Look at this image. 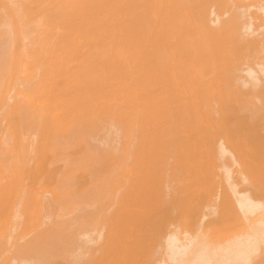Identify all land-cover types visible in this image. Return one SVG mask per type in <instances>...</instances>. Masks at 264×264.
I'll use <instances>...</instances> for the list:
<instances>
[{"label": "bare ground", "instance_id": "bare-ground-1", "mask_svg": "<svg viewBox=\"0 0 264 264\" xmlns=\"http://www.w3.org/2000/svg\"><path fill=\"white\" fill-rule=\"evenodd\" d=\"M15 1L16 0H14L13 3ZM43 1L44 0H24V1H21L20 3L18 2L19 5L21 4V7L23 6V8H20L19 11L23 13L22 9H24L25 6L26 7L30 6L32 9H34V11L36 10L38 13L42 11V15L41 13L39 15L42 16L43 18V15L45 14L44 13L45 10L43 12V8H42L44 6L42 5L44 3ZM46 2H48V4ZM60 2H61L60 0H46L45 1L44 4H45V7L47 8L46 12H48V14L44 15V18H43L45 19L44 25L40 23V22H43V20L41 21V19H39L41 17H37V19L35 17L34 19L31 18L32 20H37V21L39 19L40 22L36 21V23H40L39 26L42 25L41 27H44V28H45V25L47 26V24H52L53 26L57 25V28H58V25H61L63 26V29L66 27L65 30H61L62 28L61 26H59V29H57L58 30L57 32H59V30L61 32L60 34L57 33L54 36L55 39H53V41L56 40V44H54L53 46L56 45L57 47L52 46L53 49L52 48L50 49H52L53 52L55 51V53L53 54L52 51H51L52 53H50L49 51L48 53L53 54V55L49 54L51 56L49 57L50 59L49 58H48L49 60L45 59L44 57L46 56H44L43 58L45 60L44 59L41 60L42 62L43 60L44 61L47 60V62L49 61L51 63V66L48 65L46 66V68L47 69L50 67L51 69L53 68L52 69L53 72L51 75L55 73V74H58V76L56 75L57 76L56 79H55L56 77L55 74L54 76H48L49 73H51L50 70L46 71V72L50 71L49 73L42 72V74L40 75L42 77H45V78L47 77V78L46 80L43 78L41 81L39 82L37 81L38 85L40 82L42 84L40 87L41 89L39 88L40 85L37 86L36 84V86L39 88V90L35 88L36 90H38L36 95H38L39 93L42 94L41 90L44 88L43 91L45 92L50 91L49 92L50 96L49 95H45V96H49L50 98L52 97L53 99L55 94L53 95L52 92L54 91V93H57L56 90L57 89L59 90L58 92L60 93H57L56 97L57 98L59 97L61 99V102H60V99L58 100V102L60 103L59 104L60 109L62 106L63 107L61 109L62 110L61 114H60V111H61L60 109L57 110V111L60 110L59 113L55 112L57 113L56 115L59 114V116L57 117L58 120H54V121L56 123L57 121L59 122L60 118L64 119L63 127H65L66 130H69L68 132H70V130L72 129V126H73V129H75L76 126L74 127V124L76 123L75 125H78L77 122H79V127L82 128L83 127L82 123L89 120L88 119L89 117L97 113L101 114L99 118L97 117L98 118L97 122L99 119L100 121H102L101 117L103 115L105 116V113L108 110H110V107L113 108V106L116 104L117 109H118V107H120L119 105L124 103L120 100H117V98L119 99L120 96H123V92L124 94L126 92V95L127 94L131 95L132 100L130 99L131 96H129L131 103L128 101V97L126 99V96L124 95V99L128 101V104L126 103L124 104L129 105L130 103L132 107V104H133L132 101L134 100V104L136 105L133 104V107L136 108L137 106V108L139 109L140 108L144 109L145 107V110L143 111L140 109L139 111H136L137 108L136 109L134 108V110L133 111L131 110L132 111L131 112V111H127L126 109L125 111L126 113H125L124 111H122L121 108H119L120 115H117L118 112L116 110L115 116L124 115L123 116L124 119L125 120L127 119V121L125 120L124 121L126 122V124H128L129 119H132L131 122L134 120L133 118H131L132 116L130 115L136 112L135 115H133V117L135 116V120L137 121V123H135L136 121H133L134 123L132 124L133 125L137 124V126L136 125L135 126L137 127L136 133L138 135L136 136L134 134L136 138L133 137L137 140L135 143L134 142L130 143L133 139L131 138V135H130L131 140L129 142L130 144H133V143L136 145L138 144L137 147H135L136 145H134L133 147L134 149L132 148L133 150H136V153H135L136 156L132 154V156L135 157L134 158L135 161L133 160L134 162V163L132 162L133 164L130 162L129 163L130 166H129L126 160L130 161V159H127L124 157L126 159L125 163L123 164L125 167L124 177L119 176L117 174L119 177L121 178L123 177L121 179L122 183L121 181L120 182L118 181L119 183L123 185V193L121 196L122 201L119 203L120 205L119 204L118 206L116 205L118 207V210H117L118 213L114 209L115 213L117 214H115L114 212H113V215L112 213H109L113 210L112 208L113 206L110 207L111 205H109L110 204L109 202H108L109 207L106 205L108 209L110 208L111 210L112 208V210L111 211L108 210L107 214L103 216L105 217L104 219H106V216H109L111 218L112 216H115L116 221L113 219L110 220L111 218H107L109 219L108 222L106 221L107 219L106 220L102 219V221L103 220L105 221L103 224L100 223V225H102V228H104L106 226L105 224H107V230L102 232V233L107 232V234L104 236L105 238L104 241H103V238L101 237V233L98 235L97 240L96 239L92 240L93 233L95 235L94 237H96L95 231L88 233L87 229H86L87 231L81 230V227H80L81 222L79 223L78 221L79 217L77 219H75L74 217V219L79 224H77V226L75 224L77 228L74 229V226H73L72 227L73 230H71L72 228L68 229V227L70 228L73 225V223L76 221L73 220L74 222L70 223L72 224L70 225L68 223V220L72 218L68 219V217L66 216L67 217L66 219H68L67 222L66 223L62 222L63 219L61 220V222L66 225L69 224L66 226L67 228L64 227L63 224H59L60 220L58 219H57L58 224L57 223L49 224L50 222H52L50 220L52 218H49L50 222L49 220L48 221L46 220L47 222L43 224L44 226H46V228L42 231L41 229L44 228V226L41 227L40 224H39L40 226L38 224H36L35 226V223H34L37 221V219L40 222L39 218L41 219L42 216L40 217L39 215V218H38V215H36L37 216L35 219L36 221L33 222L34 224L33 223L31 224H33L32 228L34 226L33 232L35 231L36 233L37 231L38 233L35 234L31 232L32 231V228H31L30 232L33 233V235L30 233V238L26 237L27 235L26 233H24L26 231V228L25 229L23 228L24 229L23 232L19 234L20 231H18L19 233L15 232L16 231L15 224L17 223L12 224L13 226L11 225L13 231H12V235L10 233L11 231L8 233L9 237L12 236L13 238H15V235H17L16 233H18L19 236L16 237V240H18L20 244L18 243L19 244L18 245L17 242H15V244L18 245L17 246L18 249L16 250L17 252L14 255L12 254L14 250L13 252H11L14 247L12 246L11 248L10 247L11 245L8 246L11 248V250L10 249L9 250L11 252L10 254L13 256L11 257L8 256L5 260V264H43L42 261L44 262V260L50 264L53 262L52 260L55 261V258L58 259L59 256L62 258L61 255L63 254H64V258H66L67 255L65 254L68 251L70 253V250L72 251L74 250L73 252L76 253V255L74 253L76 257H77V253L78 254L81 253V254L78 256L79 258L75 257L76 259L74 260V262H72V259L74 258V256H71L69 253H67L72 258H69V260L68 258H66L67 261L65 264H71V262L72 264H78L80 261L81 262L79 264H264V252H263L264 250V0H65L66 3L62 1V3L65 5L64 7H61L62 3L60 4ZM2 3H5V2H2L0 0V6L2 5ZM8 3L9 5L6 4L7 6L5 4L3 5L4 10L12 9L13 7L12 0H11V3H10V0ZM59 4H60V7H58ZM19 5H17L16 3L14 7L17 6L19 8L20 7ZM47 5H50L51 7ZM16 9L17 8H13V12L11 10L12 13L15 12L14 15H16V12L18 10ZM0 10H3V9H0ZM6 10L4 11L3 15H6L9 12L7 11L6 13ZM30 10L28 11L33 12V10L31 11ZM11 12L7 14L8 17L10 16ZM17 14L18 16L16 15L15 17H12V16L11 17L17 18V19H22L23 17H25L24 14H21V13H17ZM7 15L5 17H7ZM30 15L32 14L30 13ZM75 15L78 16L77 17L78 19L75 17ZM11 17H9V20L6 19V21L3 20V18H0V27L5 29V30L2 29L1 31L6 32V33L5 32L0 33L2 34V36L4 33L6 35V37L4 36L2 37V39H0V53L1 54L3 53V51L5 52L4 50L5 45H3V43L5 42V44H7L6 41L8 39L6 40V38L9 35L8 34L9 31L12 29L11 27L9 29V26L16 25V24L13 25L12 21L8 22L10 21V19H12ZM26 18H23L25 19L26 22L25 21L22 22L21 25L24 26V24L26 23L34 22L32 20L28 21V18L30 17H28L27 19ZM100 18H103V19L105 18V20L103 19L100 20ZM16 20L13 22H16ZM47 20H48V23L46 22ZM20 21L21 20H17L18 23H20ZM99 21H100V24H99ZM94 23H95V26H94ZM98 24L100 25V27L98 26ZM101 24H104V26L102 25V27L104 28L101 27ZM23 26H22V29L26 28V26L25 27ZM50 26H47V27L50 28ZM41 27L39 28L45 31V29ZM100 28H102V30ZM55 29H52V30H55ZM88 29L89 31L90 30L91 31L90 32L87 31ZM105 29L107 30V32L105 31ZM46 30H49V29H46ZM85 30L87 34H85L84 32ZM97 30L103 31L104 33L97 31ZM92 31L97 37H94L95 35L91 33ZM108 31L110 33L112 32L110 34L111 37H109ZM17 32H18V29H17ZM39 32L37 31V33ZM12 33L13 32L11 31L10 35H12ZM27 33L28 32H26V35ZM81 33L84 34L87 38L84 39L83 37L85 36L82 37ZM90 33H91L90 36L94 37L95 39L91 38L88 35ZM101 33H103L104 35L105 34L108 35L107 39L109 40L111 39L110 40L111 42L110 41L108 42L110 43V47L114 42L116 44L115 49L117 50L115 52V50L112 47L106 48L107 46H109L107 45L105 47L106 49L103 48L105 49L104 53L99 52V54H96L92 50V52H94L95 55H93V53L90 51L91 52V56H90V53H88L89 52L88 50H91L92 45H91V48H87V43L89 42L91 44L93 40L94 41L97 40V38L103 35ZM113 33H115L116 36H114ZM42 34L40 38L43 37ZM18 35H20V33H18ZM35 36L36 34L34 35V39L36 38ZM49 36L51 37V35H48V38ZM88 37L90 38L88 39ZM52 38L53 37H51V40ZM13 39H16V38H13ZM46 39H47V36H46ZM82 39H84L85 41ZM86 39L89 41H87ZM21 42L22 40L19 43ZM32 42H34V40ZM89 43H88V47H90ZM15 44L17 43L15 42ZM15 44L13 43V45ZM59 44H62L63 48ZM82 44L84 45L81 46ZM22 45L23 44L20 45L21 47L18 46L19 47L18 49L22 48ZM95 45L96 44H94L93 46ZM84 46L86 47V51H84L85 50ZM58 47L59 48L61 47V50L63 51L59 50ZM100 47H104V45L103 46L99 45V47L97 48H100ZM15 48L17 49V46ZM78 48L79 49L83 48L82 50L84 51V54L82 55L83 57L86 56L88 60L87 59L85 60L83 58L84 61H82V63L80 62L81 63L80 64L79 61L82 60L81 59L82 57H81L80 58L81 60L76 61L79 63V65L75 63V60H74L73 64L74 65L77 64L78 66L76 65L75 66L76 68L74 66L71 67L70 66L72 64L71 59L69 62L68 58L71 55L74 56L73 55L74 53L75 54L77 52L79 53V51H77L79 50ZM10 49H13V48L11 47ZM67 49L69 50L64 51ZM107 49L109 50V52L107 51ZM110 49L114 52L112 53ZM58 50L61 51V53ZM82 50H80L81 52L79 54L83 52ZM12 51H14V49ZM16 51L17 50H15L14 52L16 53ZM19 51L21 50H18L17 52ZM69 51H71L72 53L71 54L65 53ZM73 51H76V52H73ZM7 52H8V49H7ZM14 52L11 53L10 51L11 54H13ZM62 52H64V55L65 54L70 55L69 57L68 55L67 56L65 55L67 57L65 58L67 61L64 60V56L61 55L63 54ZM20 53L22 52H19V54ZM58 53H60V55ZM21 55L18 58V62L20 61L19 59L22 58ZM58 57L59 58L63 57V58L59 60ZM1 58L3 59V55H0V59ZM37 58L41 59V56L40 58L39 56ZM51 58H53L52 61H50ZM56 58H58V60ZM74 58L75 57H73V59ZM14 59L15 58H13L12 60ZM33 59L36 61L35 58H32V60ZM12 60L10 62L14 64ZM56 60L57 62H55ZM23 61L25 62V59ZM15 62L17 63V60ZM24 62L23 63L21 62L22 66ZM19 63L17 64L19 65ZM61 63H63L64 67ZM66 63L68 64V66L66 65ZM0 64H1L0 66V69H1L2 62ZM12 64L10 65L11 67H12ZM17 64L15 65L16 67H14L15 69L17 68ZM53 64L56 66H53ZM4 65L6 66V64ZM43 65L45 66L47 64H45L44 62ZM59 67L61 70L64 71V73L66 72L64 76H63V71L62 73H60L61 70H59ZM3 68L4 67H2V69ZM41 68L40 70H42ZM15 69H12V70H15ZM12 70H10V72ZM55 71H57L58 73H56ZM111 71H114L116 73L114 74V77H112L113 75H111L110 73ZM7 73L8 72L6 71V74ZM43 73L44 75L45 74L47 75L44 76ZM4 74L5 72L3 71V76ZM59 74H61L64 77L63 80L59 79V78H62V76L59 77ZM108 75L109 77L111 75L112 78L110 77V79L107 80L106 78L108 77ZM6 76H9V73ZM5 77L4 79L1 78V80L3 79L4 82H6L5 80H8V78H10V77H6L7 78L6 79ZM52 77H53V80L51 79ZM40 78L37 77V79H40ZM57 79L58 81L61 80V82L62 81L63 82L59 84ZM112 79L113 81L117 79V81H115L114 83ZM118 80L120 83L118 82ZM55 81H57L58 83L57 82L55 83ZM107 81H109V83L111 82L112 84H109ZM7 82L11 83V79L10 81H7ZM106 82L111 86L116 83L121 84V85L116 84V86L113 85L116 87V89H114L115 87L112 86V90H116L117 92V93L116 92L113 93L115 101L111 100L113 99L112 93L111 94L109 93V92H112L111 86L106 84ZM6 83L1 84L2 87H4ZM8 83H7L8 85L7 90L10 88L9 86H11V84H8ZM19 83H22V82H19ZM12 84L14 83L12 82ZM22 86H25V85L23 84ZM108 86L110 87V89L108 88ZM118 86L119 88H117ZM120 86H122L124 89H122V87ZM46 88L47 90H45ZM105 88L106 89L108 88L107 91H105ZM7 90H5V87L3 91L0 90L2 91V93H0L2 95V97L0 95V97L2 98V99L0 98L1 101L2 100L4 101L3 98H4V95L7 93L6 92ZM23 90L25 91V89ZM19 91H22V90H19ZM119 91L121 92L119 93ZM30 92H32L31 89H30ZM30 92L27 91L28 94H30ZM105 92H108V93L106 94ZM21 93L22 92H20V94ZM34 93H35V90L33 94ZM9 94H11V97H12L13 93L10 92ZM17 94L19 93L17 92ZM24 94H26V92ZM61 94L63 97H65L64 98L65 100L63 99L62 96H60ZM117 94H119L120 96ZM36 95H33V96L35 97ZM110 95H111V98H110ZM29 96L30 95H27L26 97H29ZM49 97H47V101H49L50 99ZM143 97H146L148 101L150 100V103L148 104V106L145 105L147 103L146 101L147 99L146 98L142 99ZM38 98L43 99V95H41V97L38 96L36 99L35 98L34 99L38 100ZM55 98L53 100H50L48 104L52 105L54 100L55 101L57 100ZM15 100H13V102ZM17 101H15V103L12 102L15 106L12 105L14 107L11 106L8 109L10 108L16 109L17 106L19 107L20 103L18 101L19 105H16L18 104ZM8 102L9 101L7 100V103ZM111 102L113 103L112 105H110ZM1 103L2 102H0V104ZM42 103L43 102L41 101V105ZM24 104H22L23 109L25 106ZM31 104L29 103L30 106H32ZM39 104L40 102L38 103V105L37 104L36 105L39 107L41 106ZM48 104L46 103L45 107ZM54 104L56 106V102ZM7 105H5L4 107L6 108ZM22 105L20 107H22ZM45 107L43 108V112H41L42 110L41 111L39 110L40 107L39 108L34 107V108H37V110H39L42 114L44 113L43 114L44 116L41 114L43 116V117H40L41 119L47 118V116L45 117L46 115L44 111ZM47 107H49L48 111L53 110L54 112V110H56L54 109L55 108L54 106L51 107L52 109L50 108V106H47ZM30 108L28 107L27 109H30ZM34 108H32L31 110L32 112L34 111L33 110ZM105 108H107V110ZM12 109L10 110L12 111ZM27 109H26V112H27ZM93 109L95 110V112H92ZM123 109L125 110V108ZM130 109H133V108H130ZM4 110H3L4 114L2 113L4 116L7 115V117L9 118L10 116L15 115L16 117V114L13 113L14 110L12 111V114L10 113L11 112L10 110H8V112H6L7 110L6 111ZM17 110L19 111V109H16V111ZM37 110L35 113L36 115H38ZM29 111L27 112V115L29 114ZM104 111L106 112L104 113ZM24 113L22 112V114ZM113 113H115L114 110H113ZM20 114L18 113L17 115H20ZM127 114H130V115H127ZM31 115L32 117L34 116L33 114ZM4 116L2 117V121H3V118L4 120L7 118ZM27 117L28 116H26V118ZM8 118L7 120H10ZM22 118L24 119V117ZM40 118H39V121H40ZM23 119L22 121H24ZM62 119L60 121H62ZM32 120L33 119H31V121ZM118 120H119V117H118ZM14 121L12 123H14ZM39 121H38V124L43 123V121L42 122H39ZM50 121L52 120L50 119ZM104 122H103V125H104ZM114 122H116V120ZM12 123L7 124L8 126L5 125L4 126L5 129L1 127L3 128L1 130L3 134H2V138H0V224H3L4 226L8 223L7 225H9V222H5L7 221L6 219H9V218L19 219L17 218V216L19 215L16 212V209L18 208L17 206H24V203H27V204L30 203V205L33 204V205L42 206V207H43V203L44 204L47 203L46 206H48L50 203L49 206H51L52 204L54 205L56 201L58 203L57 197L60 195H64L65 191L72 195L76 193V195L80 197L79 199L77 198L78 196L75 197L76 195L71 196L68 194L69 195L68 197H70V199L74 197V200L75 198H77L78 199V200L76 199L77 202L78 201L82 202V200L84 201L88 200V195L86 194L87 190H84V189H87L85 187L86 183L84 186L80 188L79 187L76 188L78 185L73 186L75 182L82 175V173L80 174L81 172L80 169L74 172L80 166L82 162L81 160L82 156L80 157L81 159L80 160L77 159V162L74 164L71 161H68V157L72 156L68 153L69 151L67 152L69 156L65 157L64 155L61 154V151H60L61 149L59 147L58 148L60 150L59 149L58 150L60 151V153L59 151H57V148L54 149V147L59 146L58 144L56 145V142H53L54 139L55 138L57 139L58 137H60L59 139H62L61 138L62 134L59 133V131H61L60 123H59V126H57V128L60 127L58 133L61 136L58 135V137H55V135H57L56 134L57 130H54L51 132V134L54 133L53 138L54 137L55 138L50 143L48 141H44L43 139H41L43 140L41 141L42 145L40 144V138H38L37 140H39L38 142L40 145L38 144L37 147L32 145L34 149L30 148V150L33 149L32 151L34 155L31 156V154L33 153L32 151H29L26 154V156L28 157H24L25 155L23 156V154L26 153L25 152L26 148L23 147V149L25 150L20 151V150H15L16 148H14V146H13V149L8 147L10 146L9 142L11 138L13 139V137L18 134L14 132L16 131L14 128H17L18 126L17 127L13 126L14 124ZM47 123H49V120ZM55 123L53 124L50 122L49 124L50 126L51 124H53L51 127L54 128V126L56 127V125L58 124L56 123L55 125ZM66 124H68V126L69 125L71 126L72 124L73 125L71 126V129H70V126L68 129V126H66ZM3 125H4V122H3ZM40 125L41 124L38 125L39 128H40ZM43 125H41V129ZM9 126L12 127V128L10 127V129H14V130H10L8 128ZM22 126H23V123H22ZM31 126H29V129ZM94 127L96 128V126ZM126 127H130V126H126ZM37 128H35V130ZM23 129L24 127L22 128V130ZM44 129H46V127ZM84 129H85V125H84ZM124 129L125 131L128 132L126 128ZM18 130H19V127H18ZM88 130L90 131V129ZM46 131H44V134ZM72 132L73 131L71 130V133ZM82 132L80 131L81 134ZM104 132H103V135H104ZM8 133H10L9 135L11 134L12 135L9 136ZM19 133H20V130H19ZM38 133H39V130H38ZM41 133L43 134V132ZM131 133L129 132L128 134H131ZM27 134H28V131H27ZM48 134H50L49 132H47V136H51ZM39 135L37 134L36 137L43 136V135L42 136H39ZM67 135H69V133L64 135V137ZM84 136L85 135H83V137ZM107 136L105 135V137ZM70 137L72 138V136ZM87 137H88V134L86 135V138ZM102 137H101V140H103ZM86 138L84 139L87 140ZM7 139H8V142H7ZM18 139H21V138L19 137ZM34 139L36 140V138ZM80 139H82V141L84 140L82 137H80ZM126 139L127 138L125 137V141L128 142L129 138L127 140ZM62 140H64V138ZM72 140L73 139H71V141ZM18 141L16 142L18 143ZM11 142L12 144L14 143L13 140H11ZM66 142H68V140ZM79 142L81 143V140H79ZM113 142L115 141H112L110 143H113ZM69 143H68V146H69ZM31 144L32 143H30V145ZM130 144L126 146V143H123V145L126 146L127 148H129L128 146L131 147ZM35 145H37L36 142H35ZM63 145L65 146L66 144L63 143ZM83 146L80 145V147H83ZM103 146H100V148L101 147L103 148ZM27 147L29 148L31 146H27ZM73 147L75 148V146ZM86 147H89V146L87 145L85 146V148ZM8 148L9 150L12 149L15 152L14 151L12 152V150H10L11 152L8 151ZM68 148L69 150H72L71 145ZM85 148H84V151L86 150ZM120 148L121 147H119L118 149ZM53 149L54 151H52ZM75 149H79V148H75ZM132 149L131 151H133ZM38 150L42 152L43 155L40 152H39L40 156L35 155V152L36 151L38 152ZM64 150L62 152H65ZM87 151L88 150H86L85 153ZM22 152L24 153L21 154ZM30 152L31 154L29 155L28 153ZM73 152L71 154H73ZM78 152L80 153V151ZM92 152H95V151H92ZM92 152L90 151L89 153H87V155H84L83 158L84 157L87 158L89 155H90L89 156L90 158ZM125 152L123 154L126 156L127 154ZM127 152L132 153L130 151H127ZM44 153L46 155H44ZM49 153H51L52 155ZM80 154L83 155L82 153ZM98 154H100V152ZM56 155H58L59 158L61 157L60 158L61 160L63 158V160L68 161V162H64L66 163V165L64 164L65 167L63 166V164H61V162H58V157L56 158ZM63 156L67 159H64ZM97 156H95V158H97ZM128 156L129 155H127L126 157ZM109 157L110 156H108V159ZM93 158L94 156L87 161L84 159L83 160L86 161L88 163V166L90 167L89 163L90 161H93ZM124 158L123 159L122 157L120 158L121 162H124ZM63 160H62V163H63ZM110 160H111V157H110ZM56 161L58 164L56 163ZM78 161L79 162L81 161L80 164L78 163ZM218 161L220 162V164L216 163ZM94 162H96V160ZM103 162L105 163V161ZM67 163L69 166H72V167L70 168L69 166H67ZM73 164L76 166L75 170H71V169H74ZM84 164H82L79 168H81ZM95 164L97 163H94V165ZM84 166H83V169L81 170L85 171L87 170L86 169L87 166L85 168ZM230 166L235 167L236 170L234 169V171L236 173L234 172V174H236L237 180H236V177L234 176L232 177L233 172L231 171ZM61 167L62 168L68 167L69 169L67 170L69 171V173L70 171L71 173L73 171L72 175L71 173L69 174L66 169H64L67 172V173H64L66 176H64L63 174L64 171H63L61 172V175L63 176H61L60 178L59 172L62 169ZM103 168H101V170ZM116 168L114 166L115 170ZM120 170L122 171V169ZM120 170H117V171H120ZM89 171H87V173ZM131 171L133 172V174H131L132 173ZM75 173H77L78 175L80 174V175L77 177H74L75 178L74 179L73 176L77 175ZM87 173H86V176H87ZM67 174H69L71 177L68 176ZM41 175H44V178H39V177H42ZM57 175L59 178L56 177ZM112 176L114 177V175ZM55 177L58 180L60 179V181H58V183L56 184L54 182L56 180ZM87 177H90L89 179H91L92 175H89ZM214 177H218L219 180H221L220 186H218L219 183H217V181L215 182L213 180V182L215 183V188L220 187L219 188L220 190H217L214 188L215 190H217V192L213 189L214 186L212 187L211 185L212 179ZM48 178L50 181L54 180L53 182L57 186L54 187L55 185L53 184L52 181L51 182L53 185L50 184L51 182L48 180ZM70 178L72 179L70 180ZM83 178L84 176L82 177V179ZM85 179H83L84 182L85 181L87 182L88 178L86 180ZM116 179L113 180L114 184H116L117 182ZM43 180L44 181L47 180L48 182L45 183L43 182ZM61 180L63 183L66 182V184H63ZM83 180L79 179L77 182L81 181L82 183L81 185H83L84 184ZM107 181H108V178H107ZM12 182L14 183L13 185H12ZM67 183H69V185ZM70 183L72 184L73 187L71 186ZM35 184H36V187H35L36 189H34L35 193L34 192H33L34 194L32 193L33 199L31 197L30 199L31 201L26 202V201H29V198L28 200L26 198V195L30 194L28 193V188L29 187L31 188ZM99 184L101 185L102 183H99ZM43 185L46 186V189L48 187V190L53 187L54 189L55 188L58 189V190L55 189L56 191H60L59 190L60 188H63L64 190L63 189L61 190V194L60 193L57 194V192H55V190L53 189H50L49 191L43 190V188L45 189V186L43 187ZM64 185L65 186L68 185V186L65 187ZM100 185H96L95 187H99ZM92 186L94 185H91V188L93 189ZM83 187L84 189H82ZM101 187H104V186H101ZM110 187H108L109 190H110ZM72 188H75V189H72ZM119 188H120V185H119ZM80 189L82 190V193L84 192L85 193L82 194ZM95 189L96 188H94V190ZM51 190H53V192L50 193ZM77 190H79L80 192ZM94 190H92V192L91 190L88 191V193L90 192L89 198H90V194H92ZM96 190H98V193L100 195L102 194L99 192V189H96ZM71 191H75V192L71 193ZM94 192L95 193L93 194H97V191H94ZM205 192H208V194ZM204 194L206 195L204 196ZM84 195H86L87 197ZM105 195L106 193L104 194V196ZM207 195H209L210 200H211V197H213L212 198L214 199V201L212 202L213 206H211V204L210 206H203L202 204H200L202 205L200 206L199 205L200 202L203 201V203L205 204L206 201H209L206 197ZM82 196L84 199L82 198ZM205 197H206V200H205ZM62 198L63 197H61L60 199ZM105 199H104V202H105ZM120 199L118 198V201ZM67 200H69V198ZM60 201L61 200H59V204L61 203ZM90 201H92V198ZM94 201L96 202V204L98 203L96 200ZM69 202L67 205H69ZM62 203H65V202L63 201ZM83 204H86V203H83ZM98 204H97V207L99 206ZM60 205H63V204H60ZM12 206L14 207L16 206L15 214L13 213L14 209L11 210L13 208ZM71 208L73 207L71 206L70 209ZM80 209H83V208H80ZM88 210L89 209H87V211ZM204 210H206L208 214L204 213L205 212ZM83 211H85V209H83ZM96 211L95 213L97 214ZM63 213L65 215L64 210H63ZM67 213L68 212H66V214ZM40 214H41V211H40ZM11 215L12 217H10ZM87 215H88L87 217L89 218V214ZM209 216H213V217L212 219L208 221L206 218ZM3 217L4 219H2ZM94 217H95V214H94ZM99 217L100 215H98L97 218L99 219ZM45 219H48V216L47 217L45 216ZM203 220H207V221L203 222ZM42 221H45V220L42 219ZM109 221L116 222V223L113 222L115 224L113 229H112L113 225L109 224ZM84 222L86 221L84 220ZM89 222L90 221L88 220L87 225ZM92 222L89 223L90 226L93 225ZM201 222H203L204 225ZM40 223H43V222H40ZM46 223H48L47 224L48 226L46 225ZM97 224H99V222ZM97 224L96 226L98 228L99 225ZM109 225H112V227L110 226V228H108ZM1 227L2 225L0 226V229ZM93 227H95V225H93ZM93 227H91V229H93ZM37 228L39 229L41 228V229L37 230ZM86 228L88 227L86 226ZM28 229L27 231H29ZM83 229L85 228L83 227ZM7 230L8 229H6V231ZM66 230L68 233L66 232ZM214 233L217 236L219 235L220 236L217 238H213ZM27 234H29V232H27ZM3 235L5 234L3 233ZM6 237H8V235ZM0 238L2 237L0 236ZM98 240L99 242L101 240L103 242L102 244L100 243V246L95 248L94 246H97L96 244L98 243ZM1 241L4 242L5 238ZM8 241H10V239ZM5 244L7 243H4V245ZM4 245L3 247H5ZM88 245H91V246H88ZM90 247L91 248L94 247L93 250L89 251L91 249ZM84 252L87 257L80 258V256L82 255L84 256ZM257 252H258V255H257ZM69 255L68 257H70ZM81 259L82 260L84 259V260L82 261ZM46 262L44 264H47ZM58 262L59 261H57V263ZM64 262L65 261H63V263ZM2 263L4 262L2 261Z\"/></svg>", "mask_w": 264, "mask_h": 264}, {"label": "rangeland", "instance_id": "rangeland-1", "mask_svg": "<svg viewBox=\"0 0 264 264\" xmlns=\"http://www.w3.org/2000/svg\"><path fill=\"white\" fill-rule=\"evenodd\" d=\"M1 1H2V2H5V3H2V5L0 6V9H3V10H0V12H1V13H0V18H3V20H5V21H6V19L9 20V17H11V16H12V17H15L16 15L18 16L17 13L24 14L25 17H23V18H26L27 15H28V17H30V18L27 17V18H28V21L34 19V17H35L36 19H37V17H41V18H39V19H41V21L43 20V22H40L39 19H38V21H37V20H32V21H34V22H31V23L29 22V23L33 26V27H32L29 23L24 24V26L21 25L22 22L25 21V19H23V18H22V19H23V21H22V19H17V18H12V17H11L12 19H10V21H8V22H11V21H12V24H13V25L16 24V25H14V26H11V25H10V26H9V29H10V27H11L12 29L9 31V33H8L9 35H8L7 38H6V40L8 39V40L6 41L7 44H5L4 41H3L4 43L2 42L3 45H5V46L8 45V46H7V47L4 46V48H5L4 50H5V52L3 51L2 54L0 53V55H3V59H2V58L0 59V60H1L0 63L2 62V67L6 68V69H4V68L2 69V67H1L2 70L0 69V70H1V71H0V72H1V73H0V77L2 76L1 78L4 79V77H5L6 75H8V73H9V76H6V77H10V78H8V80H5V81L7 82V81H10V79H11V83H8V82H7L8 84H11V86H9L10 88L7 90V87H8L7 83L4 82L3 79H2V80H3V82H2V80H1V78H0V90L3 91L4 87H5V90H7V91H6L7 93L4 95V98H3L4 101H3V100L1 101V99H2V98H1L2 95L0 94V95H1V97H0V98H1V99H0V102H2V103L0 104V107H1V108H0V114H2V113L4 114L3 110L5 109L4 111H6L9 107H11L12 105H14L13 103H15V101H17L18 99L20 100V99L22 98L20 101L18 100L19 103H20V105H19V103H18V101H17L18 104H16V105H19V107H20L22 104H24L25 101H26V103L24 104V105H25V106H24V109H25V110L23 109V105H22V107H20L21 109H20L18 106H17V108L15 107L16 109H19V111L21 110L20 112H19L18 110H17V111H18V112H17L16 109H14V108H13V109L10 108V109H12V111L14 110L15 112L13 111V113L16 114V117H15V115H14V116H10V117H11V118L14 117V118H12L13 121H14L15 118H16L15 121H16V123H17V122L19 123V124L17 123L18 125L15 123V121H14V123H12L13 121L11 120L10 117L8 118L7 115H5V116H4L3 114L0 115V128H1V127L4 128L5 125L12 123V124H14L13 126H16V127L18 126V127H19V130H20V133H19L18 127H17V128H14V127H13V128L16 130V131H14V132H15L16 134H17V133H18V134L14 136V134H15V133H14V134H13V136H14L13 139L10 137L11 140L14 141V143H13L14 145L12 144V142H11V140H10V142H9L10 144L8 143L10 146H8V145H7V146L10 147V148H12V149H13V146H14V148H16L15 150H20V151H22V150L24 151V150H25V149H23V147L26 148V150H27V151L25 150L26 153L22 152L21 154L24 153L23 156L25 155L24 157H28V156H26L27 152L32 151V150L34 149L32 145H34L35 147L38 146V144H39V142H38L39 140H37L38 138H40V144L42 143L41 141H43V140H44V141H48V142L50 143L55 137H58V135L61 136V135L59 134V133H61V134H62L61 138H62V139L64 138V140L59 139L60 137H58L57 139L55 138L53 142H56V145L58 144L59 146L54 147V149L57 148V151H59V150L61 149V150H60V151H61V154L64 155L65 157H68L69 154L72 155V156H69L70 158L68 157V161H71V162L74 163V164L77 162V159L80 160L81 158H82V159H81L82 162L80 161L81 164H80V162L78 161V163L80 164V166H81L82 164H84V162H85V164H84L85 166H84V165H83V166H84V168L87 166V167H88V168L86 167L87 170H85V171H84V170H81V169H83V166H82L81 168H79V167H80V166H79L78 169L75 170L76 166H75L74 164H73V165H74L75 167L73 166L74 169H71V170H75L74 172H76L77 170L80 169V171H81L80 174L82 173L81 176H82V177L84 176L83 179H85V177H86V179L88 178V179H87L88 181H87V182H86V181L84 182V180H83L82 177L80 176L79 179H80V180H83L84 184L81 185V184H82L81 181H80V182H77V181L79 180V179H78L76 182L74 181L75 184H74L73 186H77V185H78L76 188H78V187L80 188V187L84 186L85 183H86L85 187H86L87 189H84V187H83L82 189L87 190V191H86V194L88 195V200H89V202H90V203H89L88 200H86V201L82 200V202L84 201L83 203H86L88 206H87L86 204H83V203L80 202V201L77 202V200H78L80 197H79L78 195H76V193L73 194V195H76L75 197L78 196V197H77L78 199L75 198V200H74V197H72V199H70V197H68V196H69V195L73 196V195H72V194H69V193H67V192L65 191V192H64L65 197H64V195H60V196H58V197L56 196V197L58 198V203H57V201H56V203H54L55 206H54L53 204H52L51 206H49L50 203H49L48 206H46L47 203H46V204L43 203V207H42V206H36V205H33V204L30 205V203H29V204L24 203V206H17V207H18L17 209H16V206H15V207L12 206L13 208H12L11 210L14 209V210H13V213L15 214V209H16V212H17V214L19 215V216H17V218H19V219H14V218L11 219V218H9V219H6L7 221H5V222H9V225H7L8 223H7L6 225H4V226H3V224H0V226L2 225V227H1V229H0V231H1V232H0V233H1L0 236H1L2 238L5 236V237H4V238H5V241H4V242L1 241V240H3L4 238H3V239L0 238V246H1V244L3 243L2 246L0 247V248H2V249H0V250L2 251V250L5 248L2 252L0 251V257H1V258H0V264H5V260H6V258H7L8 256H10V257L13 256V255L17 252V251H16V250L18 249L17 246L20 244V242H19L18 240H16V237L19 236V235H18V233H19L18 231H20L19 234H21V232H23V230H24L25 228H26V231H27V229H28V227H29V229H28L29 231H27V232H29V234H27L26 231H25L24 233H26V235H27L26 237H29V238H30V233L33 232V229H34V226H33V228H32V225L35 223V226H36V224H38V225L40 224L41 227H42V226H44L43 224L49 220V218H52V219H50L52 222H50V220H49V222H50V223L48 222L49 224H53V223H57V224H58L57 219L60 220L59 224H63L62 222H65V223H66L67 220H68L69 218H72V219H69V220H68V223L70 224V223L76 221L75 219H77V218L79 217V218H78V221H79V223L81 222V223H80V224H81V225H80L81 230H84V231H87V230H88V233H89V232H92V231H95L96 237H94L95 235H94V233H93V237L91 236V237H92V240H93V239H96V240H97L98 235L101 233V237L103 238V241H104V239H105L104 236L107 234V232H106V233H105V232L102 233V232L107 230V224H105L106 226L104 225L105 227L103 226L104 228H102V225H100V223L103 224V223L105 222L104 220H106L107 218H111V217H109V216H106V219H104L105 217H103V216H105V215L107 214L108 210L111 211L112 208H113V210H112L111 212H109V213H112V215H113V212L115 213V210H116V211L118 210V207H117L118 204L122 201L121 196H122V193H123V185L121 184V183H122V180H121V179L124 177V172H125V167H124L123 164L125 163V160H126L125 158L130 159V161L126 160L128 165H129L130 162H131V163L133 162V160H134V158H135L134 156H136V155H135L136 150H133V149H134L133 147H134V145H136V144H134V143H135L136 140H137V139H135V138H136V136H137L138 134L136 133V132H137V127H136L137 124H135L136 126L132 124V123H134L133 121H136V120H135V116L133 117V115H135V113H136L135 111H134L135 113L133 112L134 114H131V115H130V114H127V115L132 116L131 118L134 119L132 122H131L132 119H129V121H130L131 123L128 121V124H130V125L126 124L125 121H127V119H126V120L124 119V117H123L124 115L121 114L122 116H115V115H116V110H117V112H118L117 115H120V114H119V113H120V112H119V108H121L122 111H124V112L126 111V109H127V111H131V110L133 111L134 108H135V107H133L134 100L132 101V103H133V104H132V107H131V105H130V103H131V102H130V99L132 100V96H131V95H128V94H127V95H128V96H127V95H126V92H125V94H124V92H123V96H120L119 94H117V95L120 96V98H119V99L117 98V100H120V101H122V102H124V103H126V104H128V101H129V102H130L129 105H126V104H124V103L121 102L122 104L119 105L120 107H118V109H117L116 104L113 106L114 109H113L112 107L109 106V107H110V110H108L107 112L104 111V113L106 112V113H105V116L102 114L104 117H103V116L101 117V118H102L101 120H102V121H103V120L105 121V122L103 121L105 126L103 125V122L100 121V119H99L98 122H97V119L101 116V114H99V113H97V112H96L97 114L92 115L91 117H89V118H88L89 120L85 119V120H87V121L84 122L85 124L81 122V123L83 124V125L81 124V125L83 126L82 128L79 127V122H77L78 125H75L76 123L74 124V127L76 126L75 129H73V126H72L73 124L71 125V126H72V129H71V126L69 125V126H70V129L73 131L72 133H71V130H70V132H68L69 130H66L65 127H63V124H64L63 121H64V119L60 118V120L62 119V121H60V120H59V122L57 121L56 123H58V124L56 125V123H55L54 120H58L57 117L59 116V114H58V115H56V114L59 113V111H60V110L62 109V107H63V106H62L63 104L61 103V104H62V105H61L62 107H61V109H60V107H59V106H60V105H59L60 103L58 102V100H59L60 98H59V97H58V98L56 97V94H57V93H60V92H58L59 90H58V89L56 90L57 93H54V91L52 92L53 95L55 94L54 98L56 97L55 99H57L56 101L54 100V102L52 103V105L48 104V102H49L50 100H53V99H54V98L52 99V97H51V98L49 97V96H50V93H49L50 91H49V92L46 91V92L48 93V94H47L45 91H43V90H44V88H43V89L41 90V91H42V94H40V93H39L38 95H36V94H37V92H38V90H39V88L41 87V84H42V83L40 82V83H39L40 86H39V85H38V82L41 81L43 78H44L45 80H46V78H47V77H46V78H45V77H42L40 74H42V72H44V73H49L50 71H51V73H49L48 76H54V74H55V73H54L53 75H51L52 72H53V70H52L53 68H52V69H51V67L48 68V69L46 68V66H48V65L51 66V63H50L49 61L47 62V60H46V61H44V60H45V59H48L49 57H51L50 55H53V54L55 53V51L53 52L52 49H53V47L56 46V45L53 46L54 44H56V40H54V41H55V43H54L53 39H55V37H54L55 34H57V33L60 34L61 31L59 30V32H57V31H58L57 29H59V26H61V25H58V28H57V25L53 26L52 24H47V26L52 25L53 28H52V26H50V28H49V27H47L46 25H45V28H44V27H41L42 25L39 26L40 23H42L43 25L45 24V23H44V22H45V21H44L45 19H43V18H44V15H45V14H48V12H46V11H47V8L45 7V4H44L46 0H44V1H43L44 3L42 4V5H44V6L42 7V8H43V12H44V10H45V12H44L45 14L43 13V14H44V15H43V18H42V16L39 15L40 13H41V15H42V11L38 13L36 10L34 11V9H32L30 6H27L28 9H27V7L25 6L26 8L24 7V9H22L23 13L20 12L19 10H20V8H23V6L21 7V4L19 5L18 2L20 3L21 1H24V0H16L14 3H13L14 0H12L13 7H12L11 10H12V12H13V8H17L18 10L16 9V10H17L16 15H14L15 12L12 13L11 10H6V9H5V10H6V13H7V11L11 12L9 17H8V15H7L9 12H8L7 14L5 13V14L7 15V17H5L6 15H3V14H4V11H5L3 5H4V4H5V5H6V4L9 5V3H8L9 0H1ZM60 1H61L60 4L62 3V1H63L64 3H66L65 0H60ZM246 2H248V1H246ZM10 3H11V0H10ZM16 3H17V5L20 6L19 8H18L17 6L14 7V6L16 5ZM46 3L48 4V2H46ZM26 4H27V2H26ZM26 4H25V5H26ZM60 4L58 5V7H60ZM62 4H63V3H62ZM62 4H61V7H64L65 5L63 4V6H62ZM7 5H6V6H7ZM28 5H29V4H28ZM47 6H50V5H47ZM1 7H3V8H1ZM44 7H45L46 9H45ZM50 7H51V6H50ZM30 8H31V10H33V12H29V11H28V10H30ZM48 9H49V8H48ZM31 10H30V11H31ZM26 11H27V13H26ZM36 12H37V13H36ZM28 13H29V14H28ZM30 13H31L32 15H30ZM35 13H36V14H35ZM12 14H13V15H12ZM37 14H38V15H37ZM49 14H50V13H49ZM24 15H23V16H24ZM29 15H30V16H29ZM36 15H37V16H36ZM77 15H78V14H77ZM19 16H20V15H19ZM21 16H22V15H21ZM48 17H49V15H48ZM75 17L77 18L78 16L75 15ZM20 18H21V17H20ZM27 18H26V19H27ZM31 18H32V19H31ZM98 18H99V17H98ZM16 19H17V20H21L20 23H18L19 21L17 22ZM46 19H47V18H46ZM77 19H78V18H77ZM101 19H103V18H100V20H101ZM15 20H16V22H13V21H15ZM98 20H99V19H98ZM103 20H105V18H104ZM36 21H37V22H40V23H36ZM95 21H96V20H95ZM25 22H26V21H25ZM46 22L48 23V20H47ZM93 22H94V21H93ZM32 23H34V24L36 23V24H38V25H36V24L34 25V24H32ZM49 23H51V22H49ZM102 23H103V22H102ZM99 24H100V21H99ZM99 24H98V26L100 27ZM20 25H21V26H20ZM27 25H28V27H27ZM29 25H30V26H29ZM102 25L104 26V24H101V27H102ZM17 26H18V27H17ZM22 26H23V27L26 26V28H23V29H24V30H23V29H22ZM94 26H95V23H94ZM94 26H93V28H94ZM96 26H97V25H96ZM98 26H97V27H98ZM13 27H14V29H13ZM19 27H20V28H19ZM30 27H31V29H30ZM37 27H38V28H37ZM39 27L44 28L45 31H44L43 29H40ZM97 27H96V28H97ZM36 28H37V29H36ZM55 28H56V29H55ZM61 28H62L61 30H65L66 27L63 29V26H61ZM102 28H104V27H102ZM102 28H100V29L102 30ZM2 29H3V28L0 27V33L5 32V31L2 32V31H1ZM15 29H16V30H15ZM17 29H18V32H17ZM19 29H20L21 31H20ZM46 29H49V30H46ZM52 29H55V30H52ZM82 29H84V28H82ZM91 29H92V28H91ZM98 29H99V28H98ZM3 30H5V29H3ZM14 30H15V31H14ZM30 30H31V32H30ZM32 30H33L34 32H33ZM79 30H81V29H79ZM103 30H104V29H103ZM11 31L13 32L12 35H10ZM19 31H20V32H19ZM37 31H38V32L40 31V32L37 33ZM43 31H44V32H43ZM51 31H52V32H51ZM87 31H89V29H88ZM90 31H91V30H90ZM90 31H89V32H90ZM94 31H95V30H94ZM97 31H100V30H97ZM105 31L107 32L106 29H105ZM16 32H17V33H16ZM26 32H28L27 35H26ZM42 32H43V34H42ZM55 32H56V33H55ZM63 32H64V31H63ZM79 32H80V31H79ZM84 32H85V34H87V33H86V30H85ZM100 32H103V31H100ZM106 32H105V33H106ZM5 33H6V32H5ZM5 33L3 34V36H2V34H0V39H2V37H4V36L6 37ZM15 33H16V34H15ZM18 33H20V35H18ZM44 33H46V34L49 33V34L46 35V34H44ZM53 33H54V34H53ZM91 33H93V31H92ZM91 33L88 34V35L90 36ZM103 33H104V32H103ZM103 33H101V34H103ZM111 33H112V32H111ZM111 33L108 31V35H109V37H111V35H110ZM35 34H36V36H35L36 38H35V39H37V40L34 39V35H35ZM41 34H42V36H43L42 38H40ZM52 34H53V35H52ZM77 34H78V33H77ZM77 34H76V35H77ZM81 34H82V33H81ZM93 34H94V33H93ZM97 34H98V33H97ZM13 35H14L15 37H14ZM22 35H23V36H22ZM30 35H31V36H30ZM48 35H51V37H53L52 40H51V37H50V36H49V38H48ZM79 35H80V33H79ZM94 35H95V34H94ZM108 35H107V34H105V35H104V34L101 35V36H100L101 38L99 37V38H97V40H95V41L93 40L94 42L92 41L93 44H92L91 41H90L91 44L88 42V43L90 44V47H88V43H87V48H91V45H92L91 50H88V51H89L88 53H90V56H91V52H92V50H93L96 54H99V52H100V53H101V52L104 53V51H105L106 48H111V47H112V48L115 50V52H116V50H117V49H115V48H116V44L113 42V44H112L111 47H110V43H108V42H109L111 39H110V40L107 39V38H108ZM113 35L116 36L115 33H113ZM11 36H12V37H11ZM46 36H47V39H46ZM81 36L83 37V36H85V35L82 34ZM104 36H105V37H104ZM19 37H20V38H19ZM78 37H79V36H78ZM90 37H91V36H90ZM90 37H88V39H89ZM94 37H97V36L95 35ZM94 37H91V38H94ZM13 38H16V39H13ZM21 38H22V39H21ZM29 38H30V39H29ZM43 38H44V39H43ZM83 38L85 39V38H87V37L85 36V37H83ZM18 39H19V40H18ZM38 39H39V40H38ZM78 39H79V38H78ZM84 39H82V40H84ZM94 39H95V38H94ZM104 39H105V40H104ZM16 40H17V41H16ZM21 40H22V42L19 43ZM33 40H34V42H32ZM86 40H87V39H86ZM13 41H15L17 44H15V42H13ZM18 41H19V42H18ZM78 41H79V40H78ZM80 41H81V40H80ZM84 41H85V40H84ZM84 41H83V42H84ZM87 41H89V40H87ZM100 41H101V42H100ZM31 42H32V44H31ZM97 42H98V43H97ZM106 42H107L108 44H107ZM110 42H111V41H110ZM13 43H14L15 45H13ZM51 43H52V45H51ZM60 43H61V42H60ZM76 43H77V42H76ZM81 43H82V42H81ZM105 43H106V44H105ZM21 44H23V45H22V48L18 49L19 47H21V46H20ZM57 44H58V43H57ZM64 44H65V43H64ZM79 44H80V42H79ZM94 44H96L95 46H97V47H99V45H100V46H103V45H104V47L97 48V47L93 46ZM59 45L62 47V44H59ZM83 45H84V44H82L81 46H83ZM85 45H86V43H85ZM107 45H109V46H107ZM13 46H14V47H13ZM16 46H17V49L15 48ZM18 46H19V47H18ZM52 46H53V47H52ZM63 46H64V45H63ZM106 46H107V47H106ZM11 47L14 49V51H15V50H17V51H18V50H21V51H19V52H22V53L19 54V52H17V51H16V53H15L14 51H12L13 49H10ZM56 47H57V46H56ZM61 47H60V48L58 47L59 50H61ZM65 47H66V46H65ZM105 47H106V48H105ZM50 48H52V49H50ZM62 48H63V47H62ZM74 48H75V47H74ZM76 48H77V47H76ZM93 48H94V49H93ZM103 48H105V49H103ZM7 49H8V52H7ZM23 49H24V50H23ZM26 49H27V50H26ZM54 49H55V48H54ZM65 49H66V48H65ZM78 49H79V48H78ZM82 49H83V48H82ZM82 49H79V50H77V51H79V53H80V52H81L80 50H82ZM84 49H85L84 51H86V47H85V46H84ZM96 49H97L98 51H97ZM99 49H100V50H99ZM102 49H103V50H102ZM25 50H26V51H25ZM45 50H46V51H45ZM59 50H58V51H59ZM68 50H69V49L64 50V51H68ZM10 51H11V53H12V52H14V53L11 54ZM36 51H37V52H36ZM49 51H50V53L53 52V54L48 53ZM51 51H52V52H51ZM61 51H63V50H61ZM61 51H59V52L61 53ZM82 51H83V50H82ZM84 51H83L81 54H79V53L77 52L76 54H77L78 56H77L75 53L73 54L74 56H72V55H71V56L68 55V54H71V53H72L71 51H69V52H65V53H68V54H65L66 56L68 55V57H69V56L72 57V58H70V57L68 58V59H69V60H68L69 62H70V59H71V63H72V64H71V65L69 64L71 67H72V66L75 67L77 64L79 65L80 62L82 63V61H84L83 58H84L85 60L87 59L86 56L83 57V55H82V54H84ZM90 51H91V52H90ZM96 51H97V52H96ZM107 51L109 52L108 49H107ZM107 51H106V52H107ZM110 51H111L112 53L114 52V51H112L111 49H110ZM35 52H36V54H35ZM40 52H41V53H40ZM44 52H45L46 55L44 54ZM56 52H57V50H56ZM73 52H76V51H73ZM94 52H92L93 55H95ZM38 53H39V54H38ZM60 53H58V54L60 55ZM62 53H63V54H61V55H63V56H64V60H66L65 58H67V57L64 55V52H62ZM8 54H10L11 56H13V55L16 54L17 56L15 55V56L11 57V56L8 55ZM21 54H23V55H21ZM40 54H41V55H40ZM49 54H50V55H49ZM20 55H21V57L23 58V60L25 59V62L22 60V58L19 59V60H20V61H19L20 63L18 62V58H19ZM101 55H102V54H101ZM36 56H37V57L39 56V58H40V56H41V59H38ZM44 56H46V57H44ZM47 56H48V57H47ZM56 56H58V55H56ZM76 56H77V57H76ZM88 56H89V55H88ZM43 57H44L45 59H44ZM73 57H75L76 59H75V58L73 59ZM81 57H82V58H81ZM11 58H12V59L15 58V59L12 60ZM32 58H35V59H36V61L33 59V60L36 62V64H35V62L32 60ZM53 58H54V57H53ZM53 58H51L50 61H52ZM58 58H59V57H58ZM58 58H56V59L58 60ZM62 58H63V57H62ZM62 58L60 57L59 60L62 59ZM80 58H81L82 60H81ZM88 58H89V57H88ZM5 59H6V60H5ZM42 59H44L43 62L41 61ZM49 59H50V58H49ZM49 59H48V60H49ZM11 60L13 61L14 64L16 63L15 61L17 60V63H19V65H20V64H21V65L19 66V65L16 63V64H17V68L15 69L14 67H16V66H15L16 64H15V65L12 64V63L10 62ZM38 60H40V61H38ZM57 60H56L55 62H57ZM72 60H73V62H72ZM74 60H75V63H77V64H75V65L73 64V63H74ZM79 60H81V61H79ZM87 60H88V59H87ZM37 61H38V62H37ZM66 61H67V60H66ZM76 61H79V63L76 62ZM3 62H4V63H3ZM21 62H22V63L24 62L23 66H22V63H21ZM44 62H45V64H47V65L44 66V65H43ZM53 62H54V61H53ZM53 62H52V63H53ZM63 62H64V61H63ZM69 62H68V63H69ZM10 63L12 64V67H13V68L10 66V65H11ZM33 63H34V64H33ZM59 63H60V62H59ZM81 63H80V64H81ZM4 64H6V66H5ZM7 64H8L9 66H8ZM41 64H42V65H41ZM54 64H55V63H54ZM54 64H53V66H56V65H54ZM56 64H57V63H56ZM61 64L63 65V63H61ZM13 65H14V66H13ZM24 65H26V66H24ZM37 65L39 66V68H38ZM57 65H58V64H57ZM62 65H60V66H62ZM66 65L68 66L67 63H66ZM78 65H77V66H78ZM0 66H1V64H0ZM36 67H37V68H36ZM41 67H43V68H41ZM44 67H45V68H44ZM63 67H64V65H63ZM63 67H62V68H63ZM20 68H21V69H20ZM40 68H41L42 70H44V71L40 70ZM75 68H76V67H75ZM9 69H10V70L15 69V70H12L13 72H12V71L10 72ZM47 70H50V71H49V72H46ZM54 70H55V69H54ZM59 70H61L60 67H59ZM3 71L5 72V74H6V71H7L8 73H7L6 75L4 74V76H3ZM62 71H63V70H61L60 73H62ZM109 71H110V70H109ZM55 72L58 73L57 71H55ZM10 73H12V74L14 73V74L12 75V74H10ZM44 73H43V75H44ZM65 73H66V72H65ZM65 73H64V71H63V76H64ZM110 73H111V75H113L112 77H114V74H116L114 71H111ZM112 73H113V74H112ZM36 74H38V75H36ZM11 75H12V77H11ZM45 75H47V74H45ZM45 75H44V76H45ZM56 75L58 76V74H55V76H56ZM111 75H110V77H111ZM40 76H41V78H40ZM57 76L55 77V79L57 78ZM61 76H62V75L59 74V77H61ZM63 76H62V78H59V79H62V80H63V79H64ZM65 76H66V75H65ZM116 76H117V75H116ZM6 77H5V78H6ZM37 77H39L40 79H37ZM106 77H107V76H106ZM108 77H109V75H108ZM108 77L106 78L107 80L110 79V77H109V78H108ZM112 77H111V78H112ZM49 78H50V77H49ZM115 78H116V77H115ZM115 78H114V79H115ZM117 78H118V77H117ZM6 79H7V78H6ZM35 79H36V80H35ZM51 79L53 80V77H52ZM118 79H119V78H118ZM45 80H44V81H45ZM34 81H36V82L38 81V82L36 83V82H34ZM57 81H58V79H57ZM57 81H55V83H56ZM109 81H110V80H109ZM109 81H107V82L109 83ZM112 81H113V79H112ZM115 81H117V79H116ZM115 81H113V82L115 83ZM12 82H13L15 85L12 84ZM19 82H22V83H19ZM58 82H59V84H60V83H62L63 81L61 82V80H59ZM58 82H57V83H58ZM107 82H106V84H108ZM118 82H119V80H118ZM3 83H6L4 87H2V85H1V84H3ZM18 83H19V84H18ZM34 83H35V85H34ZM119 83H120V82H119ZM16 84H17V85H16ZM21 84H22V85L24 84L25 86H22ZM36 84H37V86H39V88L36 86ZM109 84H112V83L110 82ZM109 84H108V85H109ZM116 84H117V85H121V84H118V83H116ZM116 84H113V85L116 86ZM6 85H7V86H6ZM13 85H14V86H13ZM26 85H27V86H26ZM33 85H34V86H33ZM113 85H112V86H113ZM109 86H111V85H109ZM109 86H108V88L110 89ZM112 86H111V90H112ZM115 86H113V87H115ZM1 87H2V88H1ZM21 87H22L23 89H25V91H24ZM24 87H25V88H24ZM42 87H43V86H42ZM120 87H122V86H120ZM29 88L31 89L32 92H30V89H29ZM32 88L35 90V93H34V94H33L34 90H33ZM35 88H37L38 90H36ZM108 88H107V89H108ZM117 88H119V86H118ZM26 89H27L28 92H30V94L27 93ZM40 89H41V88H40ZM51 89H52V88H51ZM54 89H55V88H54ZM107 89L105 88V91H107ZM114 89H116V87H115ZM122 89H124V88L122 87ZM10 90H11V91H10ZM19 90H22V91H19ZM45 90H47V88H46ZM2 91H0V93H2ZM113 91H114V92H113ZM117 91H118V89H117ZM122 91H124V90H122ZM10 92H12V93L14 94V95L12 94V97H11V94H9ZM14 92H15V93H14ZM17 92H18L19 94H20V92H22V93L19 95V94H17ZM25 92H26V94H24ZM44 92H45V93H44ZM108 92H109V90H108ZM108 92H105V93L107 94ZM115 92H116V90H112V92H109V93H110V94L112 93V96H113V95H114L113 93H115ZM120 92H121V91H119V93H120ZM52 93H51V94H52ZM116 93H117V92H116ZM3 94H4V93H3ZM22 94H23V95H22ZM121 94H122V93H121ZM15 95H16V96H15ZM27 95H30L31 97H30V96H29V97H26ZM33 95H36V96L34 97ZM41 95H43V99H42V98H41V99L38 98L39 101H38V100H35L38 96L41 97ZM45 95H49V96H45ZM53 95H51V96H53ZM58 95H59V94H58ZM124 95L126 96V99H127V97H128V101H126V100L124 99ZM19 96H20L21 98H20ZM23 96H24V97H23ZM60 96H62V94H61ZM108 96H109V95H108ZM129 96H131L130 99H129ZM9 97H11V98H9ZM32 97H33V99L35 98V99H34L35 102L33 101ZM45 97H46V98H45ZM47 97L50 98L49 101H47ZM62 97H63V96H62ZM121 97H122L123 99H122ZM25 98H26V99H25ZM64 98H65V97H63V99H64ZM110 98H111V95H110ZM110 98H109V99H110ZM144 98H146V97H143L142 99H144ZM15 99H16V100H15ZM24 99H25V100H24ZM114 99H115V98H114V96H113V99H111V100H114ZM146 99H147V98H146ZM146 99H145V100H146ZM5 100H6V101H5ZM7 100L9 101L8 103H7ZM13 100H15V101L13 102ZM43 100H44V101H43ZM45 100H46V101H45ZM64 100H65V99H64ZM111 100H110V101H111ZM124 100H125V101H124ZM23 101H24V102H23ZM27 101H28V102H27ZM32 101H33V102H32ZM36 101H38V102H36ZM41 101H42L43 103H44V102H45V103H44V104L42 103V105H41ZM110 101H108V102H110ZM114 101H115V100H114ZM120 101H119V102H120ZM142 101H143V100H142ZM146 101H147V103H146L145 105L148 106V104L150 103V100L148 101V99H147ZM5 102H6L8 105L11 104L12 102H13V103H12L11 105L8 106ZM10 102H11V103H10ZM21 102H22V104H21ZM39 102H40L39 105L42 106V107H41V106H39V107L42 108V109H40V108L37 106ZM55 102H56V106H55V104H54ZM57 102H58V103H57ZM60 102H61V99H60ZM29 103H30V104L32 103V104H31L32 106H30ZM35 103H36L37 105H36ZM46 103L48 104L47 106H50V108L54 106V107H55L54 109H56V110H54V112H53V110L48 111V110H49V107H47V106L45 107ZM114 103H115V102H114ZM117 103H118V102H117ZM2 104H3V105H2ZM4 104L7 105L6 108L4 107V106H5ZM27 104H28V105H27ZM34 104H35L36 106H35ZM108 104H109V103H108ZM108 104H107V105H108ZM112 104H113V103L111 102L110 105H112ZM43 105H44V107H45V109H44V111H45V113H46L45 117L47 116L46 119H45V118H44V119H41V118H40V117H43V116H44V115H43L44 113H43V114L41 113V112H43V108H44ZM57 105H58L59 108L57 107ZM122 105H123V106H122ZM134 105H136V104H134ZM2 106H3V107H2ZM14 106H15V105H14ZM14 106H12V107H14ZM33 106L39 108V110H40V111L42 110V111L40 112L39 110H37V108H34ZM115 106H116V107H115ZM147 106H146V107H147ZM28 107H29V108H30V107L34 108V109H33L34 111H33V112L31 111L32 108L27 109ZM56 107H57V108H56ZM129 107H130V108H133V109H130ZM138 107H139V106H138ZM140 107H142V106H140ZM47 108H48V109H47ZM123 108H125V110H124ZM136 108H137V106H136ZM136 108H135V109H136ZM148 108H149V107H148ZM1 109H2V110H1ZM10 109H8V110H10ZM22 109H23V111H22ZM26 109H27V112L30 110L31 112L29 111V114L31 113V114H33L34 116L32 117L31 114H30V115H29V114L27 115ZM51 109H52V108H51ZM58 109H60V110L57 111ZM105 109L107 110V108H105ZM140 109H141V108H140ZM140 109L137 108L136 111H139ZM8 110H7L6 112H8ZM36 110H37V114H38V115L35 114V113H36ZM113 110H114L115 113H113ZM141 110L144 111V110H145V107H144V109H141ZM146 110H147V109H146ZM10 111H11V110H10ZM12 111L10 112L11 114H12ZM110 111H111V112H110ZM132 111H131V112H132ZM22 112H23V113L25 112L26 114L24 113V114H25V115H24V114H22ZM51 112H52L53 114H52ZM55 112H57V113H55ZM61 112H62V110L60 111V114H61ZM92 112H95V110L93 109ZM18 113H19V114L21 113V114H20V115H17ZM48 113H49V114H48ZM108 113H109V114H108ZM110 113H111V114H110ZM125 113H126V112H125ZM129 113H130V112H129ZM137 113H138V112H137ZM41 114H42L43 116H42ZM98 114H99V115H98ZM113 114H114V115H113ZM8 115H10V114H8ZM23 115H24V116H23ZM39 115H40V116H39ZM96 115H98V116H96ZM109 115H110V117H109ZM112 115H113V116H112ZM125 115H126V114H125ZM3 116H4V117H7V118L10 119V120H7V118L4 120V118H3V121H2V117H3ZM18 116H19V118H18ZM26 116H28V117H27L28 119L26 118ZM30 116H31V117H30ZM36 116H38V117H36ZM49 116H50V118H49ZM53 116H54V117L56 116V117L54 118ZM130 116H129V117H130ZM22 117H24V119H23ZM29 117H30V119H29ZM34 117H35L36 119H35ZM94 117H95V118H94ZM97 117H98V118H97ZM105 117H106V118H105ZM115 117H116V118H115ZM118 117H119V120H120V121L118 120ZM122 117H123V119H122ZM39 118H40V121H39ZM52 118H54V119H52ZM111 118H112V119H111ZM125 118H126V117H125ZM17 119H18V120H17ZM19 119H20V120H19ZM22 119H23L24 121H22ZM31 119H33V120L31 121ZM37 119H38V120H37ZM50 119H51L53 122L50 121ZM105 119H106V120H105ZM107 119H108L109 121H108ZM27 120H28V121H27ZM34 120H35V122H34ZM48 120H49V123H50V122L53 123V124L55 123V125H56V127L54 126L55 129H54L53 127H51L53 124H51V126H50V124L47 123ZM82 120H83V119H82ZM90 120H91V121H90ZM95 120H96V121H95ZM115 120H116V122H114ZM124 120H125V121H124ZM1 121H2V122H1ZM5 121H6V122L8 121V122L6 123ZM9 121H10V123H9ZM38 121H39V122H42V121H43V123H39V124H41V125L44 124V125L42 126V129H43V130L41 129V125H40V128L38 127V125H39V124H38ZM79 121H81V120H79ZM94 121H95V122H94ZM106 121H107V122H106ZM3 122H4V125H3ZM24 122H25V123H24ZM33 122H34V124H33ZM100 122H102V123H100ZM20 123H21V124H20ZM22 123H23V126H22ZM59 123H60V127H61L62 129H64V130H62L60 127L57 128V126H59ZM61 123H62V124H61ZM65 123H66V122H65ZM73 123H74V122H73ZM135 123H137V121H136ZM36 124H37V125H36ZM87 124H88V125H87ZM94 124H95V125H94ZM98 124H99V125H98ZM131 124H132V125H131ZM25 125H26V126H25ZM31 125H32L33 127H32ZM45 125H46V126H45ZM48 125H49V127H48ZM84 125H85V129H84ZM93 125L96 126V128H95ZM101 125H102V127H101ZM114 125H115V126H114ZM7 126H8V125H7ZM11 126H12V125H11ZM11 126H9L8 128L10 129ZM21 126H22V127H21ZM29 126L32 127V128L30 127L31 130L29 129ZM36 126H37L38 128H37ZM66 126H68V124H66ZM69 126H68V129H69ZM89 126H91V127H89ZM98 126H99V127H98ZM117 126H118V127H117ZM123 126H124V127H123ZM126 126H130V127H126ZM20 127H21V128H20ZM23 127H24V129L22 130ZM25 127H26V128H25ZM45 127H46V129H44ZM50 127H51V128H50ZM116 127H117V128H116ZM120 127H121V128H120ZM132 127H133V128H132ZM134 127H135V128H134ZM3 128L0 129V138H2V134H3V132H1V130H2ZM11 128H12V127H11ZM27 128H28V130H27ZM35 128H37V129L35 130ZM47 128H48V129H47ZM52 128H53V129H52ZM56 128H57V129H56ZM59 128H60L61 131H59ZM78 128H79V129H78ZM80 128H81V129H80ZM92 128H93V129H92ZM114 128H115V129H114ZM124 128H126V130H128V132L125 131ZM129 128H130V129H129ZM131 128H132V129H131ZM4 129H5V128H4ZM14 129H10V130H14ZM33 129H34V130H33ZM88 129H90V131H89ZM94 129H96L97 131L94 130ZM123 129H124V130H123ZM10 130H9V131H10ZM21 130H22L23 132H22ZM29 130H30V131H29ZM38 130H39V133H38ZM46 130H47V131H46ZM48 130H50V131H48ZM54 130H57V133H56L57 135H55V137L53 138V136H54L53 134H54V133L51 134V132L54 131ZM65 130L69 133V135H67V136L64 137V135L68 134ZM75 130H76V131H75ZM98 130H99V131H98ZM135 130H136V131H135ZM9 131H8V132H9ZM17 131H18V132H17ZM27 131H28V134H27ZM40 131L43 132V134H42ZM44 131H46L45 134H44ZM58 131H59V133H58ZM80 131H81V132L83 131L82 134L80 133ZM93 131H95V132H93ZM104 131H105V132H104ZM107 131H108V132H107ZM131 131H132V133H131ZM134 131H135V132H134ZM11 132H13V131H11ZM11 132H10V133H11ZM35 132H36V133H35ZM47 132H49L50 134H48V135H51V136H47ZM87 132H88V133H87ZM90 132H91V133H90ZM92 132L94 133V135H93ZM103 132H104V135H103ZM129 132H130L131 134H128ZM10 133H8V135H9ZM25 133H26V134H25ZM32 133H33V134H32ZM34 133H35V135H34ZM65 133H66V134H65ZM75 133H76L77 135H78V134H79V135L77 136ZM95 133H96V134H95ZM98 133H99V135H98ZM123 133H124V134H123ZM126 133H127V135H126ZM37 134H38V135L40 134L39 136H42V135H43V136H42V137H36ZM87 134H88V137L86 138V135H87ZM132 134H133V136H132ZM134 134H135L136 136H134ZM8 135H7V137H8ZM11 135H12V134H11ZM11 135H9V136H11ZM26 135H27V136H26ZM44 135H45V136H44ZM73 135H74V136H73ZM75 135H76V136H75ZM80 135H81V136H80ZM83 135H85V136L83 137ZM100 135H101V136H100ZM105 135H106V136L108 135V136L105 137ZM125 135H126V136H125ZM130 135H131V138L135 137V138L132 139L131 142H130V140H131ZM17 136H18V137H17ZM22 136H23V137H22ZM29 136H30V137H29ZM70 136H72V138H71ZM102 136H103V137H102ZM110 136H111V137H110ZM127 136H128V137H127ZM19 137H20L21 139H18ZM45 137H47V138H45ZM74 137H75V138H74ZM77 137L79 138V140H81V143H82L84 146L79 142V140H78ZM80 137H82L83 139L86 138L87 140L84 139L86 143L84 142V140L82 141V139H80ZM99 137H100V138H99ZM101 137H102V139L105 140V141L101 140ZM125 137H126L127 139L129 138V139H128V142L125 141ZM16 138H17V140H16ZM27 138H28V139H27ZM29 138H30V139H29ZM34 138H36L37 141H36ZM65 138H67V139H65ZM69 138H70V139H69ZM26 139H27V140H26ZM41 139H43V140H41ZM71 139H73V140L71 141ZM75 139H77V140H75ZM88 139H90V140H88ZM109 139H110V140H109ZM127 139H126V140H127ZM18 140H19V141H18ZM32 140H33V141H32ZM57 140H58V141H57ZM60 140H62L63 142L60 141ZM67 140H68V142H66ZM92 140H93V141H92ZM16 141H18V143H17ZM28 141H29L30 143H32V144L30 145V143H29ZM76 141H77V143H76ZM88 141H90V142H88ZM112 141H115V142L110 143V142H112ZM7 142H8V139H7ZM19 142H20V143H19ZM21 142H22V144H21ZM26 142H28L29 144L26 143ZM35 142H36L37 145H35ZM58 142H59V143H58ZM61 142H62V143H61ZM69 142H70V143H69ZM93 142H94V143H93ZM129 142H130V143L134 142V143H133V144H130ZM15 143H16V144H15ZM33 143H34V144H33ZM45 143H47V142H45ZM63 143H65L66 145L64 146ZM68 143H69V146H68ZM73 143H74V144H73ZM75 143H76V144H75ZM79 143H80V145L83 146V147H80ZM87 143H88V144H87ZM95 143H97V144H95ZM105 143H106V144H105ZM109 143H110L111 145H110ZM123 143H126V146H127L128 144H130L131 147L128 146L129 148H127L126 146L123 145ZM11 144H12V145H11ZM40 144H39V145H40ZM60 144H61V145H60ZM72 144H73V145H72ZM77 144H78L79 146H78ZM86 144H87L89 147H86V148H85V146H87ZM104 144H105V145H104ZM114 144H115V145H114ZM20 145H22V146H20ZM41 145H42V144H41ZM70 145H71L72 150H69V148H68V147H70ZM76 145H77V147H76ZM92 145H93V146H92ZM103 145H104V146H103ZM121 145H122V146H121ZM137 145H138V144H137ZM137 145H136L135 147H137ZM18 146H20V147H18ZM27 146H31V147L28 148ZM62 146L64 147L65 150L63 149ZM66 146H68V147H66ZM73 146H75V148H79L80 150H79V149H75ZM100 146H103V148H102V147L100 148ZM105 146H106V147H105ZM108 146L110 147V149H109ZM17 147H18V148H17ZM21 147H22V148H21ZM58 147H59L60 149H59ZM96 147H97V148H96ZM107 147H108V148H107ZM119 147H121V148L118 149ZM125 147H126V149H125ZM30 148H33V149L30 150ZM66 148H67V150H66ZM71 148H70V149H71ZM84 148H85L86 150H88L86 153H85L86 150L84 151ZM99 148H100V149H99ZM104 148H105V150H104ZM130 148H131V149L133 148V149H132L133 151H131ZM12 149H10V150H12ZM54 149H53L52 151H54ZM58 149H59V150H58ZM62 149H63L66 153H65V152H62V151H63ZM73 149H74L75 151H74ZM82 149H83V150H82ZM89 149H90V150H89ZM95 149H96V150H95ZM101 149H103L105 152H104L103 150H101ZM113 149H114V150H113ZM135 149H136V148H135ZM10 150H9V148H8V151H10ZM98 150H99V151H98ZM126 150H127V151H130V152H132V153H129V152H127ZM13 151H14V150H12V152H13ZM60 151H59V153H60ZM68 151H69V152H68ZM70 151H71V152H70ZM73 151H74V152H73ZM76 151H77V152H76ZM78 151H80V153H82L83 155H81ZM83 151H84V152H83ZM90 151H91V152H92V151H95V152H92V154H91V157H90V158H92L93 156H94V158H93V161H90V163H89L90 167H89V166H88V163H87L86 161L90 159V158H89L90 155H89L88 157L86 156L88 159L85 158V157L83 158V156H84V155H87V153H89ZM111 151H112V152H111ZM125 151H126V152H125ZM10 152H11V151H10ZM14 152H15V151H14ZM39 152H40L39 150H38V152L36 151V152H35V155H37V156L39 155V156H40ZM67 152H68L69 154H68ZM72 152H73V154H71ZM97 152H98V153L100 152V154H98ZM103 152H104V153H103ZM120 152H121V153H120ZM124 152H125L127 155H129V156H128L129 158L126 157L127 155L125 156V155L123 154ZM32 153H33V151H32ZM36 153H37V154H36ZM40 153H42V152H40ZM45 153H46V152H45ZM45 153H44V155H46ZM55 153H56V151H55ZM77 153H78V154H77ZM84 153H85V154H84ZM93 153H94V154H93ZM128 153H129V154H128ZM28 154L30 155L31 152L28 153ZM49 154H51V153H49ZM49 154H48V155H49ZM65 154H66L67 156H66ZM97 154H98V156H97ZM121 154H123V155H121ZM132 154H133L134 156H132ZM33 155H34V153L31 154V156H33ZM42 155H43V153H42ZM51 155H52V154H51ZM74 155H75V156H74ZM77 155H79V156H77ZM49 156H50V155H49ZM64 156H63V157H64ZM76 156H77V157H76ZM81 156H82V157H81ZM95 156H97V158H95ZM104 156H105V157H104ZM108 156L111 157V160H110V157H109V159H108ZM24 157H23V158H24ZM57 157H58V155H56V158H57ZM65 157H64V159H67V158H65ZM80 157H81V158H80ZM100 157H101V158H100ZM121 157H122V159L125 157V158H124V162H121V159H120ZM60 158H61V157H60ZM60 158L58 157V162H61V164H63V166H64V164L66 165V163H64V162H68V161L63 160V158H62V160H63V163H62V160H61ZM73 158H74V159H73ZM98 158L101 159V160H99ZM70 159H71V160H70ZM83 159L86 160V161H84ZM56 160H57V159H56ZM60 160H61V161H60ZM95 160H96V162H94ZM98 160H99V161H98ZM131 160H132V161H131ZM73 161H74V162H73ZM101 161H102V162H101ZM103 161H105V163H104ZM109 161H111V162H109ZM134 161H135V160H134ZM216 161H217V160H216ZM71 162H69V163H71ZM91 162H92V163H91ZM93 162H94V163H97V164H95L96 166L94 165ZM120 162H121L122 164H121ZM56 163H57V161H56ZM98 163H99V164H98ZM100 163H101L102 165H101ZM103 163H104V164H103ZM107 163H108V164H107ZM133 163H134V162H133ZM133 163H132V164H133ZM216 163H217V164H220L219 161L216 162ZM57 164H58V163H57ZM57 164H56V165H57ZM61 164H60V166H61ZM113 164H115V165H113ZM100 165H101V166H100ZM58 166H59V165H58ZM63 166H62V167H63ZM67 166H69L68 163H67ZM114 166H115V168H116V166H117L116 170L114 169ZM129 166H130V165H129ZM131 166H132V165H131ZM62 167H61V168H62ZM64 167H65V166H64ZM69 167L71 168L72 166H69ZM96 167H97V168H96ZM99 167H100V168H99ZM103 167H105V168H103ZM109 167H110V168H109ZM231 167H232V166H230V169H231V171L233 172L232 177H233V176L236 177V174H234V172H235V171H234L235 167H234V166H233L232 168H231ZM90 168H91V169H90ZM98 168H99V169H98ZM101 168H103V169L101 170ZM123 168H124V169H123ZM64 169L67 170V169H69V168L66 167V168H62V169H61L62 171L60 170V172H59V173H60V174H59V175H60V178H61V176H63V175H61V172L64 171L63 174H64V173H67L66 170H64ZM104 169H105V171H104ZM109 169H110V170H109ZM120 169H122V171H121ZM128 169H129V168H128ZM232 169H233V170H232ZM89 170H90V171H89ZM100 170H101L102 172H101ZM106 170H107V171H106ZM117 170H120V171H117ZM126 170H127V168H126ZM235 170H236V169H235ZM67 171H68V170H67ZM87 171H89V172L87 173ZM103 171H104V172H103ZM91 172H92V173H91ZM120 172H121V173H120ZM131 172H132V171H131ZM68 173H69V171H68ZM70 173H71V171H70ZM70 173H69V174H70ZM72 173H73V171H72ZM72 173H71V175H72ZM78 173H79V171H78ZM86 173H87V176L92 175L91 179H89L90 177H87V176H86ZM94 173H95V174H94ZM119 173H120V174H119ZM235 173H236V172H235ZM40 174H42V173H40ZM69 174H67V175L70 176ZM75 174H77V173H75ZM75 174H74V175H75ZM80 174H79V175H80ZM88 174H89V175H88ZM103 174H104V175H103ZM117 174H118L119 176H123V177L121 178V177H119ZM131 174H133V172H132ZM218 174H220V173H218ZM79 175L77 174L76 176H73V178H74V177H77V176H79ZM93 175H94V176H93ZM101 175H102V176H101ZM105 175H107V176H105ZM112 175H114V177H113ZM116 175H117L119 178H118ZM41 176H42V177H39V178H44V175H41ZM64 176H66V175L64 174ZM131 176H132V175H131ZM56 177L59 178L58 175H57ZM56 177H55V178H56ZM70 177H71V176H70ZM103 177H104V178H103ZM111 177H112V178H111ZM129 177H130V176H129ZM57 178H56L55 181H54V180H51V181H52V182L54 181L55 184H56V183H58V181H60V179L58 180ZM67 178H68V177H67ZM97 178H98V179H97ZM107 178H108V181H107ZM113 178H114V179L117 178V179H116V180H117L116 184H114V182H113L114 179H113ZM71 179H72V178H70V180H71ZM74 179H75V178H74ZM76 179H77V178H76ZM86 179H85V180H86ZM100 179H101V180H100ZM118 179H119V180H118ZM217 179H218V180H217ZM40 180H41V179H40ZM48 180H49V178H48ZM70 180H69V181H70ZM213 180H214L215 182L217 181V183H219L218 186L221 185V184H220V181H221V180H219L218 177H214V178L212 179V183H211L212 187L214 186L213 189L215 188V183L213 182ZM233 180H234V178H233ZM236 180H237V177H236ZM12 181H13V180H12ZM49 181H50V180H49ZM51 181H50V182H51ZM65 181H67V180H65ZM65 181H64V182H65ZM72 181H73V180H72ZM89 181H90V182H89ZM99 181H100V182H99ZM118 181H119V182L121 181V183H119ZM123 181H124V180H123ZM43 182L46 183V182H48V181H47V180H45V181L43 180ZM50 182H49V183H50ZM52 182H51L50 184H52ZM54 182H53V184H54ZM61 182H62V180H61ZM70 182H71V181H70ZM93 182H94V184H93ZM96 182H97L98 184H97ZM104 182H105V183H104ZM112 182H113V184H112ZM62 183H63V182H62ZM71 183H72V182H71ZM71 183H70V184H71ZM95 183H96V185H100L99 183H102V184H101L99 187H95V186H96ZM13 184H14V183L12 182V185H13ZM53 184H52V185H53ZM55 184H54V185H55ZM60 184H61V183H60ZM63 184H66V182L63 183ZM67 184L69 185V183H67ZM72 184H73V183H72ZM72 184H71V186H72ZM104 184H105V185H104ZM107 184H108V185H107ZM110 184H111V185H110ZM31 185H32V184H31ZM45 185H46V184H45ZM45 185H43V187H44ZM68 185H67V186H68ZM79 185H81V186H79ZM91 185H94V186H92L93 189L91 188ZM106 185H107L108 187L111 186V187H110V190H111V191L109 190V188H108ZM114 185H116V186H114ZM117 185H118V187H117ZM119 185H120V188H119ZM46 186H47V185H46ZM46 186H45V189L43 188V190H46V191H47V190H48V187H47V189H46ZM56 186H57V185H55L54 187H56ZM62 186H63V185H62ZM64 186H65V185H64ZM67 186H65V187H67ZM71 186H70V188H71ZM73 186H72V187H73ZM88 186H90V187H88ZM101 186H104V187H101ZM32 187H33V188H32ZM32 187H31V188H30V187L28 188V193H30V194H27V195H26L27 200H28V198H29V201H26V202H30V201H31V200H30L31 197H32L33 194L35 193V192H34V189H36V188H35V187H36V184H35L34 186H32ZM40 187H41V186H40ZM50 187H52V186H50ZM54 187H53V188H50V189H53V190L57 189V188L54 189ZM106 187H107V188H106ZM113 187H114V188H113ZM68 188H69V187H68ZM88 188H89V189H88ZM94 188L99 189V192L102 193V194L100 195V194L98 193V190H96V189L94 190ZM104 188H105V189H104ZM111 188H112V189H111ZM219 188H220V187H219ZM219 188L216 187L215 189L220 190ZM32 189H33V190H32ZM50 189H49V190H50ZM62 189H63V188H60V189H59L60 191H56V190H55V192H57V194H59V193L61 194V190H62ZM66 189H67V188H66ZM72 189H75V188H72ZM72 189H71V190H72ZM107 189H108V190H107ZM113 189H114V190H113ZM215 189H214V190H215ZM31 190H32V192H31ZM49 190H48V191H49ZM53 190H51L50 193L53 192ZM57 190H58V189H57ZM63 190H64V189H63ZM69 190H70V189H69ZM84 190H83V192H84ZM90 190H91V192H92V190L97 191V194H93V193H95V192L93 191V193H92L93 195L90 194V198H89V193H90V192L88 193V191H90ZM101 190H102V192H101ZM105 190H106V191H105ZM112 190H113V191H112ZM118 190H119V191H118ZM217 190H215V191L217 192ZM29 191H30V192H29ZM35 191H37V190H35ZM77 191H79V190H77ZM77 191H76V192H77ZM80 191H81V193H82V190H81V189H80ZM80 191H79V192H80ZM109 191H110V192H109ZM215 191H214V192H215ZM33 192H34V193H33ZM74 192H75V191H71V193H74ZM104 192L106 193L105 196H104V194H105ZM32 193H33V194H32ZM84 193H85V192H84ZM84 193H82V194H84ZM111 193H112V194H111ZM117 193H118V194H117ZM205 193L208 194V192H205ZM53 194H55V193H53ZM68 194H69V195H68ZM82 194H81V195H82ZM98 194H99L100 197L98 196ZM110 194H111V195H110ZM115 194H116V195H115ZM81 195H80V196H81ZM95 195H97V196H95ZM109 195H110V196H109ZM205 195H206V194H204V196H205ZM84 196H86V195H84ZM93 196H94V197H93ZM108 196H109V197H108ZM61 197H63V198L60 199ZM86 197H87V196H86ZM96 197H97V198H96ZM104 197H105V198L107 197V198L105 199ZM110 197H111V198H110ZM206 197H207V199H208L209 201H206L205 204H204L203 201H202V202L199 203V205L202 204L203 206H210V204H211V206H213V203H212V202L214 201V199H212L213 197H211V200H210L209 195H207ZM206 197H205V200H206ZM66 198H67V199L69 198V200H67ZM82 198H83V196H82ZM91 198H92V201H93V202L90 201ZM102 198H103V199H102ZM109 198H110V199H109ZM112 198H113V199H112ZM118 198H119V199L121 198V199L118 201ZM32 199H33V197H32ZM64 199H65L66 201H65ZM76 199H77V200H76ZM83 199H84V198H83ZM85 199H86V198H85ZM98 199H99L101 202H100ZM101 199H102V200H101ZM104 199H105V202H104ZM59 200H61V201H60V202H61L60 204H63V205H60V204H59ZM94 200H96L98 203L100 202L99 204L97 203V204L99 205L98 207H97V204H96V202H95ZM109 200H110V201H109ZM63 201H64L65 203H62ZM69 201H70V202L72 201L74 204H73L72 202H71V203H72V204H71ZM74 201H75V202H74ZM114 201H115V202H114ZM68 202H69V205H67ZM79 202H80V203H79ZM108 202H109L110 204H109ZM204 202H205V201H204ZM75 203H77V204H75ZM92 203H93V204H92ZM106 203H107V204H106ZM112 203H114V204H112ZM26 204H27V205H26ZM56 204H57V205H56ZM104 204H105V206H104ZM108 204L111 205L110 207L113 206V207L111 208V210H110V208L108 209V207H109ZM44 205H45V207H44ZM80 205H81L82 207H81ZM83 205H84V207H83ZM91 205H92V206H91ZM106 205H107L108 207H106ZM116 205H117V206H116ZM119 205H120V204H119ZM202 205H200V206H202ZM29 206H30V207H29ZM57 206H58V207H57ZM59 206H60V207H59ZM71 206H72L73 208L70 209ZM90 206H91V207H90ZM103 206H104V208H103ZM40 207H41V208H40ZM50 207H51V208H50ZM79 207L85 209V211H86L87 213H86L85 211H83V209H80ZM87 207H88V208H87ZM92 207H93V208H92ZM115 207H117V208H115ZM19 208H20V209H19ZM30 208H31V209H30ZM38 208H39V209H38ZM43 208H44V209H43ZM53 208H55V209H53ZM61 208H62V209H61ZM74 208H75V209H74ZM95 208H96V209H95ZM97 208H98V209H97ZM28 209H30V210H28ZM42 209H43V210H42ZM52 209H53V210H52ZM72 209H74V210H72ZM76 209H77V210H76ZM87 209H89V210L87 211ZM114 209H115V210H114ZM34 210H35V211H34ZM51 210H52V211H51ZM63 210H64V212H65V215H64V213H63ZM66 210H67V211H66ZM70 210H71V212H70ZM90 210H91V211H90ZM96 210H97V211H96ZM105 210H106V211H105ZM29 211H30V213H29ZM37 211H38L39 213H38ZM40 211H41V214H40ZM45 211H46V212H45ZM92 211H93V212H92ZM95 211L97 212V214L95 213ZM99 211H100V212H99ZM103 211H104V213H103ZM204 211H205L204 213L208 214V213L206 212V210H204ZM11 212H12V211H11ZM19 212H20V214H19ZM48 212H49V213H48ZM58 212H59V213H58ZM66 212H68V213L66 214ZM77 212H78V213H77ZM31 213H32V214H31ZM57 213H58V214H57ZM74 213H75V214H74ZM83 213H84V215H83ZM90 213H91V214H90ZM99 213H100V214H99ZM101 213H102V215H101ZM109 213H108V214H109ZM117 213H118V211H117ZM117 213H115V214H117ZM47 214H48V215H47ZM87 214H89V218L87 217V216H88ZM94 214H95V217H94ZM26 215H27V216L29 215V216H28L29 218H28ZM36 215H38V218H39V215H40V217L42 216L41 219L39 218V220H40V222H43V223H40V222L38 221V219H37V221H38V223H37V221L35 220L36 217H37ZM62 215H63V216H62ZM69 215H70V216H69ZM74 215H75V216H74ZM98 215H100L101 218L99 217V219H98V218H97ZM109 215H110V214H109ZM112 215H111V216H112ZM31 216H32V217H31ZM45 216H46V217L48 216V219H45ZM66 216L68 217V219H66V218H67ZM72 216H73V217H72ZM80 216H81V217H80ZM10 217H12V215H11ZM62 217H63V218H62ZM74 217H75V219H74ZM85 217H86V218H85ZM93 217H94V218H93ZM113 217H114V218H113ZM116 217H117V215H116ZM212 217H213V216H209V217H207L206 219L209 221L210 219H212ZM23 218H24V219H23ZM31 218H32V219H31ZM64 218H65V219H64ZM83 218H84V219H83ZM2 219H4V217H3ZM33 219H34V220H33ZM42 219H44L45 221H42ZM62 219H63V220H62ZM87 219L90 221L89 223H91V222L93 221L92 223H93V225H95V227H93V225L90 226L89 223H88V225H89V226H88V225H87V222H88ZM90 219H91V220H90ZM97 219H98V220H97ZM102 219H104V220L102 221ZM112 219L115 220V216H112V218H111L110 220H112ZM17 220H18L19 222H18ZM46 220H47V221H46ZM61 220H62V222H61ZM71 220H72V221H71ZM73 220H74V221H73ZM84 220H85L86 222H84ZM108 220H109V219H107L106 221L108 222ZM207 220H203V222H205V221H207ZM11 221H13L14 223L11 222ZM22 221H23V223L25 222V223H24L25 225L22 223ZM28 221H29V222H28ZM31 221H32V222H31ZM34 221H36V222H34ZM53 221H54V222H53ZM70 221H71V222H70ZM94 221H95V222H94ZM97 221L99 222V224H97V223H98ZM115 221H116V220H115ZM115 221H109V224H112L113 227H112V225H109L108 228H110V226H111L112 229H113L114 226H115L114 223H116ZM33 222H34V223H33ZM83 222H84V223H83ZM107 222H106V223H107ZM113 222H114V223H113ZM203 222H201V223L203 224ZM15 223H17V224H15ZM18 223H19V224H18ZM31 223H33V224H31ZM48 223H46V225H47ZM79 223H77V221H76V222L73 223V225L70 224V225H72V226H71L70 228L68 227V229H71L73 226H74V229L77 228L76 226H77V224H79ZM95 223H96L97 225H99L98 228H97V226H96ZM206 223H207V222H206ZM206 223H205V224H206ZM12 224H15V225H16V231H15V232H18V233H16L17 235L14 234V235H15V238H13L12 236L9 237V234H8V233L11 231L10 233H11V235H12V231H13V230H12V227H11ZM22 224H23V225H22ZM69 224H67V225H69ZM75 224H76V226H75ZM83 224H84V225H83ZM40 225H39V226H40ZM63 225H64V227L67 226L66 224H63ZM203 225H204V224H203ZM12 226H13V225H12ZM22 226H23V227H22ZM25 226H26V227H25ZM47 226H48V225H47ZM49 226H51V225H49ZM86 226H87L88 228H90V229L86 228ZM100 226H101V227H100ZM7 227H8V228H7ZM21 227H22V228H21ZM80 227H79V228H80ZM83 227H84L85 229H83ZM91 227H93V229H91ZM23 228H24V229H23ZM31 228H32V231H31ZM45 228H46V226H44V228H42V229L40 228V229L43 231ZM66 228H67V227H66ZM66 228H65V229H66ZM94 228H96L97 230L94 229ZM4 229H5V230H4ZM6 229H8V230L6 231ZM38 229H39V228H37V230H38ZM40 229H39V230H40ZM86 229H87V230H86ZM99 229H100V231H99ZM112 229H111V230H112ZM71 230H73V228H72ZM101 230H102V231H101ZM3 231H4V232H3ZM5 231H6V232H5ZM30 231H31V232H30ZM15 232H13V233H15ZM40 232H41V231H40ZM66 232H67V230H66ZM69 232H70V231H69ZM3 233H4L5 235H3ZM33 233H35V231H34ZM33 233H31V234L33 235ZM36 233H38V232L36 231ZM36 233H35V234H36ZM67 233H68V232H67ZM215 233H216V232H215ZM215 233H214V236L216 235ZM102 234H103V235H102ZM219 234H220V233H219ZM2 235H3V236H2ZM7 235H8V237H9L10 241H8L9 239H8V237H6ZM32 235H31V236H32ZM67 235H68V234H67ZM214 236H213V238H217V237H219L220 235H219V236L216 235L215 237H214ZM11 237H12V238H11ZM7 239H8V240H7ZM13 239H14L15 241H14ZM25 239H27V238H25ZM99 240H100V239H99ZM99 240H98V243L96 244L97 246H94L95 248L98 247V246H100V243L102 244L103 241L101 240V241L99 242ZM8 242H9V243H8ZM15 242H17V244H18V243H19V244L17 245V244H15ZM4 243H7L8 245H7V244L4 245ZM13 243H14V244H13ZM12 244H13V245H12ZM3 245H4L5 247H3ZM10 245H11V246H10ZM14 245H15L17 248H16ZM8 246H10L11 248H12V246L14 247V248L12 249V251H11V252H13V250H14V252L12 253L13 255L10 254V253H11V252H10L11 248L8 247ZM88 246H91V245H88ZM92 246H93V245H92ZM94 247H92V248L90 247L91 249L89 248V249H90L89 251L93 250ZM6 248H7V249H6ZM9 249H10V250H9ZM6 250H7L9 253H8ZM71 251H72V250H70V253H69V251H68L67 253H69L71 256H74V258L72 259V262H74V260H75V259H76L81 253H80V254L77 253V257H76V256H75L76 253L73 252L74 250H73L72 252H71ZM263 252H264V250H263ZM6 253H7V255H6ZM67 253L65 254V255H67V257H66V256H65V257L68 258V260H69V258H72V257H71L69 254H67ZM74 253H75V255H74ZM8 254H10V255H8ZM61 254H62V253H61ZM2 255H3V256H2ZM4 255H5V256H4ZM68 255H69L70 257H68ZM257 255H258V252H257ZM61 256H62V258L59 256L58 259L55 258V261L52 260L53 262L50 263V264H65L66 261H67V259L64 258V254L61 255ZM75 257H76V258H75ZM82 257H83V258H84V257H85V258L87 257L86 254H85V252H84V256H83V255L80 256V258H82ZM2 258H3V259H2ZM59 258H60V259H59ZM78 258H79V257H78ZM53 259H54V258H53ZM56 259H57V260H56ZM65 259H66V260H65ZM256 259H257V258H256ZM1 260H2L4 263H2ZM43 260H44V259H43ZM60 260H61V262H60ZM81 260H82V259H81ZM83 260H84V259H83ZM83 260H82V261H83ZM57 261H59V262L57 263ZM63 261H65V262L63 263ZM77 261H78V259H77ZM77 261H76V262H77ZM45 262H46L45 260H44V262L42 261L43 264H44ZM68 262H70V261H68ZM68 262H67V263H68ZM72 262H71V264H72ZM80 262H81V261H80ZM80 262H79V263H80ZM46 263H47V262H46ZM79 263H78V264H79ZM47 264H49V263H47Z\"/></svg>", "mask_w": 264, "mask_h": 264}]
</instances>
